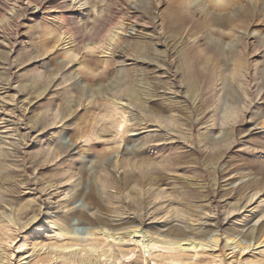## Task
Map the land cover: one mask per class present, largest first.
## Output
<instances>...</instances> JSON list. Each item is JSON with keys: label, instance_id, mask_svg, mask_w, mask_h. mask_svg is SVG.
Masks as SVG:
<instances>
[{"label": "rangeland", "instance_id": "1", "mask_svg": "<svg viewBox=\"0 0 264 264\" xmlns=\"http://www.w3.org/2000/svg\"><path fill=\"white\" fill-rule=\"evenodd\" d=\"M76 1V6L83 4L77 15L84 17L78 19L80 26L91 25L92 18L98 17L95 28L106 25L108 38H118L120 44L111 55L104 52L107 38L102 47L91 53L82 48L78 58L69 61L55 34L43 32L50 16L59 12H49L52 3L0 0L5 8L0 12V264H54L61 257L74 259L75 264L108 258L127 264H264V0L251 1L262 14L235 24L232 42L242 36L246 53L238 69L239 47L228 63L208 68L203 62L201 44L214 37L208 35V28H198L203 18L196 9H208V0ZM14 5L16 9L22 5L24 12L10 11ZM181 9L188 24L179 36L168 39L162 21L170 10ZM177 24L172 20L166 25ZM139 43L149 45L150 57L135 52ZM185 45L197 67L207 72L201 87L204 106L185 98L177 66V51ZM90 61L98 63L95 73L131 72L143 77L153 92L146 98L152 112L137 114L143 121H130L132 130L126 135L135 140L134 149L140 155L130 157L120 145L100 164L95 154L114 145L104 141L107 133L89 144L71 138L90 96L80 103L66 74L74 73L78 82H84L78 71L87 72ZM61 63L64 66L58 69ZM33 78L47 84L39 96L21 86ZM227 86L242 108L228 140L208 146L199 141L200 136L220 139L223 134L219 122L211 128L214 99L233 104L225 96ZM68 98L76 110L62 118L58 109ZM129 109L135 113L133 107ZM170 115L177 126L163 123ZM38 118L49 124L44 128L46 136L41 122L33 126ZM180 132L189 140L181 139ZM66 147L69 154L61 152ZM86 147H90L88 153H84ZM213 153L218 157L209 161L206 156ZM180 156L185 161L178 164ZM150 173L156 174V180L148 179ZM132 174L142 182L126 183ZM90 186L100 196L101 212L88 204ZM69 213L71 219L60 222L74 231L78 241L60 235L61 224L44 225L46 216ZM79 213L103 218L106 224L93 226ZM99 228L118 237L87 235ZM177 230L184 236L176 237ZM131 231L139 232L129 235ZM151 237L159 240L154 246L148 240ZM167 239L194 242L169 249L160 242ZM236 242L244 248L233 246ZM90 246L97 251L91 254ZM171 255L179 259L174 261Z\"/></svg>", "mask_w": 264, "mask_h": 264}, {"label": "bare ground", "instance_id": "2", "mask_svg": "<svg viewBox=\"0 0 264 264\" xmlns=\"http://www.w3.org/2000/svg\"><path fill=\"white\" fill-rule=\"evenodd\" d=\"M251 1L257 2L258 0H250V2L246 3L243 13L239 15L237 19L231 22H223L215 18V10L213 7L212 0L207 1L209 5L208 9H204L200 7L196 9L200 14V16L203 18V23L198 28L200 29L208 28L207 32L210 33L208 35L214 37V38H207L201 44V50L203 51V59H204L203 62L207 64L206 66L208 68L210 66L215 67L216 64L228 63L231 60H233L238 47L240 48V52L237 54L235 58L236 63L238 65L237 69L239 68V66L243 64V60L246 57V53L243 51L244 42L242 36H239L236 42H232L233 51L231 54L227 56H222L219 54V50L213 44V41L214 40L222 41L224 39L228 41H232V38L235 35L236 22L248 20L258 16L259 14H262L261 12L258 11V8L251 3ZM21 2H23V0H21ZM25 2L26 4L33 2L35 5H37L38 3L40 4L52 3V5L49 6L51 8L49 9V12L53 13L55 11L56 12L59 11L58 13L50 16L51 17L49 19L50 22H48L47 25L45 26L43 25V32L49 35L52 33L55 34L54 36L58 38V41L60 40L59 45H62V47H64L63 49L64 53L67 57H69V61L78 58L79 50H81L82 48L87 53H91L97 48L102 47L104 43H106V39L109 36L108 34L110 28L107 27L106 25L95 28V25L99 21L98 17L92 18L91 25L85 24L84 26H80L81 24L78 21L79 18L77 15L81 13L80 7L83 5L82 3H79L76 6V3H78V1L76 0H39V2L38 0L37 1L25 0ZM15 6L16 5H14V7L9 8V10L12 11L13 13L19 12V14L24 12L22 10L23 9L22 5L21 6L17 5V9L15 8ZM4 9L5 8L0 4V12H4ZM83 18L79 20H82ZM172 20L178 22V24L175 25L174 27H171L170 25H166L169 21ZM162 22H163V26L167 28V32L169 33L168 39L171 40L175 36H179L184 31V29L188 24L187 20L184 17V13L182 9L180 11L170 10L168 16L164 17V20ZM193 26H194L193 24L190 25L188 30H191ZM63 33L64 35L62 36ZM222 33H228V35H222ZM109 40L110 41L109 43H107L108 45L106 51L104 52L111 55L113 51L119 46L120 43L118 38L116 39L114 36H112V38H110ZM262 45L264 46V43ZM135 52L141 56H147V57L151 56V49L149 45L143 43H139L135 46ZM177 62H178L177 65L178 70L182 74V82H184L185 85V98L188 99V101H192L191 104L193 103V105L195 103L198 104L199 102H201V106H204L201 100L202 99L201 87L204 79L206 78L207 72L205 74L204 69L197 67L195 60H193L190 57L188 52V47L186 45L181 47L177 51ZM92 64L94 66H92ZM103 64H105L107 68L108 67L107 64H109L108 60L106 59L105 62H103ZM89 65H90V69L87 72L78 71V74L84 81L82 83L78 82V80L75 79L74 73L69 72L66 74V78L68 80H72V91L76 95L78 101H81L83 97L86 100L90 96V99L87 100V107L85 105V107L87 108V110L85 109L86 113L81 121H79L78 123L75 122L73 131L71 133V138L73 140H82L85 143L89 144L92 141L102 139V137L104 136L102 134L103 132L107 133L108 138H106L104 141H111L114 145L104 146L105 145L104 144L103 145L104 150L102 152L95 154V156L99 159L100 164L104 159L107 158V156L110 153L118 152V148L120 147V145H122V150L126 155H129L130 157H136L140 155L141 153L138 150H136L137 148L134 149L135 140L133 138L127 137L126 135L132 130L130 121L136 119H137V123H141L143 121V118L141 116L140 118H138L137 114L141 115L143 112H147V114L148 112H152V110L149 109L150 105L148 104V101L146 99L152 95L151 89L146 88L144 81L141 80L144 79L143 77L138 78L136 74H133L131 72H125L119 75L117 73H114V71L111 72L109 71L108 73L105 72L95 73V69L97 68L96 66H98V63L94 61L93 62L90 61ZM62 66H64V64L61 63L57 66V68L61 69ZM21 86L25 88L27 93H31L30 91L32 90L37 94V96H39L46 89L47 84L38 83L37 80L33 78V80L31 79V81L29 82L24 81ZM108 92H111V97L110 95L104 96V94H107ZM225 96H227L233 104L232 105L226 104L223 98L214 99V101L215 100L217 101L214 103V107L212 108V112L210 113V119H212L211 128L216 126L217 122H219L220 123L219 128L223 132L222 136L220 137V139H213L208 136H203V137L200 136L199 138V141L201 142L203 141L208 146L214 147L218 145V143L228 140V138L231 136V132L233 131V125L237 122L239 112L242 108L241 105L235 103L236 97L234 95L233 90L229 86H227L226 88ZM122 99H126L127 102L123 104L121 102ZM71 101L72 99L69 98L65 99V104H62L59 107L57 114L58 115L60 114L62 118L69 116L76 110L75 105L69 103ZM80 103H82V101ZM126 105H128L129 107L130 106L133 107L135 113H132V111ZM221 105L223 106L221 107ZM152 106H156V104L153 103ZM159 110L163 111L164 109L159 107ZM214 116H216L215 119H213ZM40 122L41 124H43V128L41 129V132H44V128H46V126L49 125V124L46 125L44 120L38 118V121L33 123V126ZM163 123L166 126L178 125L177 120L172 115L165 117L163 119ZM98 125H100L99 129H97ZM225 125H229L231 126V128L229 130H223L222 128ZM46 133L47 132H44L43 135L46 136L47 135ZM179 135L181 139L189 140V135L183 134L181 132ZM144 141L146 142L147 140ZM143 143H141V145ZM141 145H139V148L141 147ZM89 150L90 147H86L84 153H88ZM61 152L65 154H69L70 151L69 148L66 147V148H62ZM192 153L193 152H191L190 154L192 155ZM217 157H218V153H213L210 156L208 155L206 156V158L209 161H215ZM184 158L182 156L178 157L177 163L178 164L184 163L185 161ZM81 178H83L82 173H81ZM148 179L156 180V174L153 175V173H150ZM125 182L126 183L134 182L140 184L142 182V178L132 174L125 179ZM87 191L88 192L86 194V198L88 200V204L97 207L98 210L101 212L102 209L101 199L97 193V190L95 189V186H90L89 190ZM70 203L71 201L66 203L65 206L66 207L69 206ZM72 215H73L72 213L61 214L59 215L58 218H52L51 216H46L44 225L53 228L55 225L61 224L60 222L61 220L71 219ZM79 217L81 219L88 221L93 226H103L106 224V221L100 217L89 218L83 213H79ZM94 230L95 231L91 230V232H88L87 235L94 237H96V235L102 237L103 236L112 237V239L118 237L115 234H108L109 232L108 233L103 232L101 228ZM100 230L101 233H97ZM105 230L107 229L105 228ZM57 231L60 235L67 236L69 240H75V241L79 240V238L76 237V235L74 234L73 230H70L65 226H62V224L57 228ZM135 231L129 232V235H133L139 232V231L138 232ZM174 235L176 237L184 236V234L180 230H177ZM140 236L144 237L141 234ZM148 240L151 241L152 246H154L155 243L159 242L157 238H152V237L149 238ZM160 242H162L166 246V248L175 249L176 247L178 248L186 245L192 246L194 241L187 239L185 243H182L181 241L176 239H167ZM212 242L213 244H216L217 238H213ZM194 244L196 246H201L198 242H195ZM236 245H238V247L240 246L241 248H244V246L238 244L237 242L233 244V246L235 247ZM56 248H60V246H57ZM62 248L64 249L67 247H62ZM96 249L97 248L95 247H91V246L89 247L91 254L96 252L97 251ZM82 250L83 248L80 249V251ZM170 251L169 253H171ZM102 255H104V253ZM171 257L170 258L174 261L179 259L178 255H171ZM88 261L87 263L86 262L85 263L91 264ZM54 264H75V260L74 259L68 260L66 258L61 257L56 259ZM92 264H127V263L122 261L120 258H118L117 260L108 258L100 261L99 263L95 261ZM166 264H175V263L167 262Z\"/></svg>", "mask_w": 264, "mask_h": 264}, {"label": "clouds", "instance_id": "3", "mask_svg": "<svg viewBox=\"0 0 264 264\" xmlns=\"http://www.w3.org/2000/svg\"><path fill=\"white\" fill-rule=\"evenodd\" d=\"M248 2L250 0H212L215 18L219 21L231 22L243 13L245 4ZM222 35H228V33H222ZM213 44L222 56H227L233 51L232 41L214 40Z\"/></svg>", "mask_w": 264, "mask_h": 264}]
</instances>
